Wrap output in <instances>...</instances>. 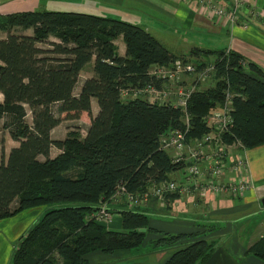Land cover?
<instances>
[{"label": "trees", "instance_id": "trees-1", "mask_svg": "<svg viewBox=\"0 0 264 264\" xmlns=\"http://www.w3.org/2000/svg\"><path fill=\"white\" fill-rule=\"evenodd\" d=\"M15 29H31L33 34L19 35ZM0 30L6 33L0 39V121L7 119L3 127L18 143L5 160L0 158V221L24 210L41 211L37 222L20 238L10 264H58V259L61 264H88L84 257L90 253L112 255L150 243L153 251L173 249L163 264H206L214 245L193 233L156 231L150 222L157 217L148 206L110 207L120 217L118 230L88 217L100 206L109 205L121 188L140 195L155 184L172 180L182 165L162 148L161 135L178 129L185 132L186 140L200 138L207 132L203 118L222 104L226 83L237 97L234 123L225 142L238 140L246 150L263 146L264 70L230 48H193L189 57L177 56L143 27L111 16L22 12L0 17ZM50 37L58 42H48ZM119 37L126 47L124 56L116 53L114 41ZM45 42L50 50L38 47ZM179 58L199 68H205L211 58H222L215 64L213 87L190 95L187 127L180 107L139 96L122 101L124 89L148 84L159 87L152 68L169 66ZM197 59L199 63H195ZM89 65L93 77L74 96L80 73ZM93 100L98 110L94 117ZM87 117L89 127L81 141L75 133L64 141L51 139L52 130L61 123ZM52 148L61 153L50 158ZM71 169L77 172L74 177L69 176ZM180 198L178 193L166 192L160 205ZM14 204L16 209L11 210ZM161 212L166 215L165 209ZM152 234L158 238L147 240ZM245 254L264 263V236Z\"/></svg>", "mask_w": 264, "mask_h": 264}, {"label": "crops", "instance_id": "crops-1", "mask_svg": "<svg viewBox=\"0 0 264 264\" xmlns=\"http://www.w3.org/2000/svg\"><path fill=\"white\" fill-rule=\"evenodd\" d=\"M65 1L66 0H0V16H7L10 14L22 12L52 11L51 7L57 8L56 5H64ZM76 1H80L76 2V4H78L82 11H80V13L95 14L104 17L111 16L128 23L139 25L143 27L147 32H149L160 44L165 43L169 38H172L174 40V43H178L179 41V43L183 44V47L177 53H173L177 56H187L190 50L193 48L208 50H222L230 48L235 52L241 53L245 57H249V59H254V62H256V64L264 70V45L259 40V35L264 37V27H261L260 24H253L248 28L250 30H244L240 25H237L236 27L218 25L213 21L211 16L206 17L201 13V11H198L196 1ZM48 2L49 4H47ZM242 2L244 4V11H242L240 14V19L242 21L245 19H251L250 15L247 14V10L253 8V6L259 10L264 18V0H242ZM58 9H61L62 12H77L74 10H67L72 8H64V6ZM15 30V33L19 35L32 36L33 34V31L31 32L30 30ZM229 36H233V38L235 39L233 41L226 40L221 43L218 41L219 39H228ZM4 37L1 36L0 39H3ZM120 38L122 39V37ZM118 39L114 41V45L116 46V53L119 56H124L126 47L122 40L121 42H119ZM212 41L214 43H212ZM246 45H251L253 47L259 46L260 51H253L254 53H250L249 51H251L253 48H248L246 47ZM91 77H93L92 74L87 78ZM247 158L249 174L253 181V190L252 192L247 194L245 198L241 200H232L224 196L215 197L212 195H207L206 197H181L179 200L169 202L167 206H161L160 204L155 202L152 203V213L156 215L155 210H157L159 214L161 213L162 215L161 210L165 209L166 213L170 215V219L166 220L168 221V225L173 226L174 228H180V226L175 223H185L186 221L197 219V217H199L198 220L205 223L209 220L210 215L227 216L238 213L240 208H243L244 205H248L255 197H259V202L261 204V199L264 197V153L262 155V153L259 152L251 153L250 151H248ZM108 202V208H120V206H123L130 209V207L123 203L122 200H109ZM139 208L142 209L143 207L141 206ZM258 213L264 215V208L262 207V209ZM256 215L257 213L255 214V216ZM252 216L254 215L245 216L240 220L250 219L252 218ZM34 217V213L26 216V220L21 223L20 226V230L22 232H25V230L28 229L27 227L32 223V218L34 219ZM115 219L118 218L116 217ZM115 219L110 224H112L111 227L116 228L114 230H118L120 228L119 223L113 226ZM29 220L31 222L28 225ZM154 222L159 226L160 224H166L164 223V221H156V219H152V221L150 222V227L158 232H163L165 230L161 227H153L154 225L151 224ZM170 222H172L173 224H170ZM221 222L224 221L221 220ZM226 222L229 223L228 221ZM191 226H194V224H191ZM16 233L17 231L15 232V234ZM155 235L156 234H152L151 236ZM19 236H17L16 239ZM168 250L172 251L173 249H158L153 253L140 255L138 257H132L131 251L128 252L124 250L117 251L112 255H105L100 252H94L86 255L84 259L88 262V264H163L171 256V254L165 257L166 259H163V257L159 255Z\"/></svg>", "mask_w": 264, "mask_h": 264}, {"label": "built area", "instance_id": "built-area-1", "mask_svg": "<svg viewBox=\"0 0 264 264\" xmlns=\"http://www.w3.org/2000/svg\"><path fill=\"white\" fill-rule=\"evenodd\" d=\"M187 1H196L198 11L206 17L211 16L218 25L230 27L240 25L242 28H248L253 24H260L264 27V18L254 6L247 10L250 20L240 19V14L244 11L242 0ZM216 61L221 62L222 58L213 59L205 68H197L196 64L182 58L176 59L166 67L155 66L151 75L160 81L159 87L148 84L135 92L137 96L170 103V105L174 103L172 106L180 107L187 127L188 99L197 90L204 86L209 87L217 71ZM243 64V62L239 63V65ZM185 78L191 83L188 87L184 85L187 81H182ZM226 85L222 104L212 109L203 118L207 132L200 138L186 140L185 132L178 129L171 130L160 137L162 148L168 153L171 151L173 162L182 165V168L173 174V179L155 184L148 192L140 195L129 193L121 188L113 198L119 197L130 207H151L154 202L161 204L166 192H175L181 197L212 195L224 196L232 200L243 199L252 192L253 181L248 170L246 149L238 140L229 144L224 140L229 127L234 123L233 101L237 97L230 91L228 83ZM114 201L117 200L114 199ZM113 216V212L106 205H102L88 218L96 222H110Z\"/></svg>", "mask_w": 264, "mask_h": 264}, {"label": "rangeland", "instance_id": "rangeland-1", "mask_svg": "<svg viewBox=\"0 0 264 264\" xmlns=\"http://www.w3.org/2000/svg\"><path fill=\"white\" fill-rule=\"evenodd\" d=\"M76 2H80V1L66 0L64 2L65 3L64 5H56L57 8L51 7V10L61 11V9H58V8L64 6V8H72V9H67V10H72V11L74 10V11L80 12L81 9L78 6V4H76ZM47 4H49V2ZM0 17H5V16H0ZM233 27H236V26H233ZM248 28H243V29L250 30ZM29 30L32 32L31 29ZM5 35L6 33L0 30V37L1 36L4 37ZM259 36H260L259 40L264 45V37H262L261 35ZM234 39L235 38H233V36H229L228 39H219L218 41L221 43L226 40L233 41ZM118 40L119 42H121L122 39L119 37ZM48 42L57 43L58 40L55 37H50ZM48 42L40 43L38 44V47L43 50H50L51 47L47 45ZM212 43L214 42L212 41ZM161 44L166 49L168 48L172 53H177L183 47V44L179 43V41L178 43H174V40L172 38L167 39L165 43H161ZM246 47L253 48L251 51H249L250 53H252L253 51L255 52L260 51L259 46L253 47L251 45H246ZM187 56L189 57V55ZM190 58L194 59L197 57L190 56ZM244 58L246 59L247 63L248 61L254 62V59H249V57H244ZM210 60L213 61V58H211ZM194 61L195 63H199L198 59ZM202 61L204 60L202 59ZM91 66L92 65L87 66L86 69L80 73V76L78 78V83L76 87L74 88V92H73L74 96L79 94V90H80L82 83L86 80L88 76L92 74ZM195 66L198 68L197 64ZM188 80L189 79L187 78L182 80L184 82L187 81L186 83H184L185 87H188L191 84L190 81ZM211 83L212 81H210V84ZM210 84H209V87H212L213 85H210ZM205 88L207 89V86H204V88L200 90H205ZM123 93H125L124 95H122L123 102H126L129 99L137 98V94L135 92V89L133 88L124 89ZM0 103H2L1 95H0ZM56 108L57 107L53 108L54 112H56ZM97 112H98L97 103L95 100H93L92 111H91L92 116L94 117L97 114ZM5 121H7V119H3L0 121V158L4 160L7 158L9 151L12 148L18 146V143H15L14 141L11 140L7 129L3 127V123H5ZM25 122L28 126L31 125V115L28 111H27V115L25 118ZM88 127H89L88 117L85 119H79L77 121L64 122V123H61L56 128H54L50 136L52 140L64 141L69 138H73L72 134L75 133L76 137L79 138V141H81L82 138L85 137L86 130ZM248 151H250L251 153L259 152V153H262L263 155L264 145L260 147H256L251 150H246V156L248 155ZM60 153L61 151L58 150L57 148H52L50 150L49 156L50 158H54L58 156ZM39 160L44 161V159L41 157H39ZM68 173H69V176L74 177L77 172L75 171V169H71L69 170ZM114 199L117 201L121 200L119 199V197L114 198ZM106 206L109 207V205H106ZM151 207H149V209H151ZM262 207L263 206L259 202V197H255L252 199V201L248 205H244L243 208H240L238 213L227 215V216L226 215H217V216L210 215V218H209L210 222L208 223L201 222L200 220H198L199 217H197V219L186 221L185 223H178V222L175 223L178 226H180V228H174L173 226L168 225V221L166 220L170 219L169 214L164 213L166 215H161V213L159 214V212L155 210L157 218H154V219H156V221H164V223L166 224H160L158 226V224L154 222L151 225H154L153 227H161L165 229L162 233H165L167 235H177V234L179 235V234H184V233L185 234L193 233L194 235L198 237L200 236L204 239H208V241L214 245V254L212 258L206 264H264L260 262L259 260L255 259L254 257H252L251 255L245 254L252 244L257 242L261 237L264 236V215L258 213L262 209ZM15 209H16V204L12 206L11 210H15ZM24 211L18 214H14V216L6 219L5 221H0V264H10L12 254L14 250H16V246L21 236L23 237L27 233V230L30 228V226L32 227L37 222V218L39 217L38 215L41 213L39 209H34V208L29 209V211L27 210H24ZM32 213H34V216H35L34 219L32 218V223L30 224L31 221L29 220L28 225L29 224L30 225L27 227L28 229H26L25 232L24 231L22 232L20 230L21 223H23L26 220V216H29ZM113 213H116V212H113ZM256 213L257 215L255 216ZM248 215L250 216L254 215V216H252V218L250 219L240 220L241 218L248 216ZM221 220L224 222H221ZM120 221L121 220L119 218L115 219L113 226H115V224H118V223L120 225ZM226 221H228L229 223H227ZM170 224H173V223L170 222ZM191 224L192 225L194 224V226H191ZM105 226L111 230L116 229V228L111 227L112 224L105 225ZM16 231L17 233L15 234ZM17 236L19 237L16 239ZM157 238L158 236H150L149 238H147V240L151 241L154 239L156 240ZM153 250L154 248L152 244L150 243L148 245L138 248L137 250H132L131 253H132V257H135V256L138 257L140 255L153 253L154 252ZM172 251L168 250L164 252L163 254H160L159 256H162L163 259H166L165 257L170 255ZM58 264H61L60 259H58Z\"/></svg>", "mask_w": 264, "mask_h": 264}, {"label": "bare ground", "instance_id": "bare-ground-1", "mask_svg": "<svg viewBox=\"0 0 264 264\" xmlns=\"http://www.w3.org/2000/svg\"><path fill=\"white\" fill-rule=\"evenodd\" d=\"M137 89H135V91H136ZM125 94V93H124ZM138 97V96H137ZM139 97H142V96H139ZM147 99V98H146ZM148 101H149V99H147ZM168 153V152H167ZM169 155H170V157H171V154L170 153H168ZM150 190V189H149ZM113 219L110 221V222H98V223H101V224H104V225H109L116 217L117 218H120L118 215H116L115 213H113ZM96 222V221H95Z\"/></svg>", "mask_w": 264, "mask_h": 264}, {"label": "water", "instance_id": "water-1", "mask_svg": "<svg viewBox=\"0 0 264 264\" xmlns=\"http://www.w3.org/2000/svg\"><path fill=\"white\" fill-rule=\"evenodd\" d=\"M261 205H262L263 208H264V197L261 199ZM140 231H141V232H145V229H141Z\"/></svg>", "mask_w": 264, "mask_h": 264}]
</instances>
